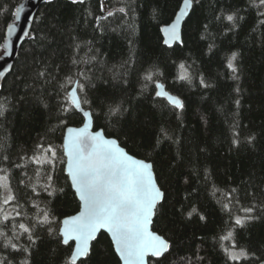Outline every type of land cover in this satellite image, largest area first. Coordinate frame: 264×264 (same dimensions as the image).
<instances>
[{"label":"trees","instance_id":"1","mask_svg":"<svg viewBox=\"0 0 264 264\" xmlns=\"http://www.w3.org/2000/svg\"><path fill=\"white\" fill-rule=\"evenodd\" d=\"M22 1L0 0V55ZM182 1L103 0V10L101 0L40 6L0 83L6 106L0 115V173L8 176L15 197L8 219H0V256L12 264L26 257L29 264H65L70 255L73 243L70 248L61 242L59 228L80 204L64 173L62 141L65 128L84 119L62 106L77 82L94 129L151 162L164 191L152 229L170 249L149 264H264V7L259 0H193L181 43L166 46L161 29ZM121 7L125 13L117 11ZM229 14L242 19L229 22ZM233 52L235 73L227 67ZM181 64L187 80L178 79ZM149 73L152 81L145 80ZM158 82L179 97L183 109L156 96ZM114 107L121 111L110 115ZM40 145L56 149L54 170L30 159L43 154ZM248 207L253 219L235 226L234 218L245 216ZM44 212L51 225L37 222ZM20 224L32 229L35 243L21 234ZM8 239L28 251L5 248ZM91 249L84 264H120L107 234L100 233ZM240 249L246 258L229 259Z\"/></svg>","mask_w":264,"mask_h":264},{"label":"snow or ice","instance_id":"2","mask_svg":"<svg viewBox=\"0 0 264 264\" xmlns=\"http://www.w3.org/2000/svg\"><path fill=\"white\" fill-rule=\"evenodd\" d=\"M48 2L50 3L51 0H48ZM71 2L82 4L84 0H71ZM251 2L255 4L256 0H251ZM192 4L193 0H183V6L177 14L176 20L171 25L161 29L167 36L164 44L171 46L173 41L179 40L178 27L180 20L188 14ZM103 6V0H101L102 10ZM259 6L264 7V0H259ZM19 11L18 8L17 18H19ZM117 11L125 13L126 9L121 7ZM112 15H114V12L107 13V16ZM99 19L101 17H97V20ZM225 19L229 22H235L237 19H242V17L229 14ZM236 59L237 53L233 52L227 63V67L234 73L237 71L234 64ZM179 67L182 71L178 79H189L185 66L181 64ZM0 75H3V73L0 72ZM39 75L43 76L44 73L41 72ZM152 79L151 73L145 76L146 81H152ZM201 83L203 84V80H201ZM83 87V85H80L81 91ZM156 87L162 89V85L157 84ZM156 96H167L169 102L177 109H183L184 107L180 99L170 96L164 91H157ZM83 103H88V101L83 100L78 95L77 90L73 88L68 93L67 103L62 106L63 112L78 111L82 113L84 119L83 127L67 129L68 136L64 143L65 154L68 157L67 173L72 186L76 189L82 201V211L76 216L65 219L63 227L59 230V234L62 236L61 242L64 245L71 248L70 242L75 241V246L71 248L65 264H84V261L91 255V242L97 239V233L101 229H106L112 234L116 252L124 264H146V256L151 254V256L160 257L168 252L170 248L167 240L149 231V224L155 214L156 206L164 197V193L157 187L153 174V164L145 162V160L135 159L119 147L115 139H106L101 131H89L93 113L84 111L82 108ZM236 103L239 105V100ZM5 107L4 103H0V115H3ZM120 111L119 107L110 108L109 114L115 115ZM252 139L253 137H249V141ZM233 143L238 144L239 139H234ZM39 148L47 158L41 160L36 156L30 159L37 164L47 165L54 170L55 163L59 159L56 149L52 145L47 148L40 145ZM6 179V175L0 177V181ZM52 179L53 177L49 175L48 180L52 181ZM2 186L0 184V187ZM45 191H47V187ZM14 199L13 195H9L3 203L8 204ZM242 211L246 215L235 217V226H243L248 220L253 219V217L247 215L253 212L252 207L243 208ZM3 219L7 220L8 217L4 216ZM37 222L41 225H51L52 220L49 214L44 212ZM19 229L21 234H28L30 243H35L31 228L20 224ZM49 231H51V228H49ZM0 235H3V233L0 232ZM231 236L232 233L229 232L228 236L222 239H228ZM4 247L16 250L18 254L28 251V249H21L11 239H8ZM225 251L228 252V249H225ZM247 255L248 253L244 249H240L239 253L230 252L229 259L239 261L241 258H246ZM0 264H12V261L8 256H0ZM18 264H29V261L26 257Z\"/></svg>","mask_w":264,"mask_h":264},{"label":"water","instance_id":"3","mask_svg":"<svg viewBox=\"0 0 264 264\" xmlns=\"http://www.w3.org/2000/svg\"><path fill=\"white\" fill-rule=\"evenodd\" d=\"M47 1L48 0H23L19 4V6L17 7V9L18 8L20 9V11L18 13L19 18H17V9H16L14 21L7 26L6 32H5V41H4V45H3V53L0 55V72L3 73V75H0V83L4 80V78L7 76V74H9L10 71L12 70V67L14 65V62H15L17 56H18L19 50H20L23 42L29 36L32 22H33L35 16L37 15V12H38L40 6L43 5V4H45ZM84 1H88V0H84ZM182 6H183V1H182L181 5H180L179 10L176 13L174 19L169 24L163 26L162 28H165V27L171 25L176 20L177 14L180 12ZM191 8L188 10V14L186 16L182 17L181 20H180V24H179V27H178L179 40L173 41L172 44H171V46H173L175 44H180L181 43V41H182L183 24H184L185 19L189 15V13L191 11ZM9 26H10V30H9ZM161 34H162L163 42H164V40L167 38V36H166V34L163 31H161ZM166 46H169V45H166ZM157 84L162 85V89L161 88H157V91H164V92L168 93V95L174 96V97H176V98L179 99V97H177L176 95H174V94L170 93L169 91H167L166 88H165V86L161 82H158ZM73 88H75L77 90V82H75V84L71 88V90ZM71 90L69 91V93L71 92ZM159 97L165 98L169 102L167 96H159ZM83 110L84 111H89V110H86L84 108H83ZM83 125H84V121H83V123L80 126H67L65 128V131H64V136H63V141H62V151H63V154L65 156L64 173L68 177L70 186H71V188H72V190H73V192H74V194H75V196H76V198H77L80 206H79V210L75 214H72V215H69V216H66V217L62 218L59 230L63 227V221L65 219L70 218L72 216H76V215H78L82 211V201L80 200L79 194L76 192V189L72 186L71 179H70V177L68 176V173H67V161H68V157L65 154L64 143H65V140H66V138L68 136V132H67V129L68 128H81V127H83ZM89 131H92V132L101 131L106 139H115V138L107 137L104 134V132H103L102 129L95 130L94 129V125H93V119H92V124H91V127H90ZM115 140L117 141L118 146L121 147V148H123L119 144L118 140L117 139H115ZM123 149L127 152V150L125 148H123ZM127 153L129 155H131L129 152H127ZM131 156H133V155H131ZM133 157L135 159L144 160V159H141V158H138V157H135V156H133ZM145 162L151 163V162L146 161V160H145ZM153 174H154V177L156 179V175H155L154 169H153ZM156 184H157V187H159V185L157 183V180H156ZM160 190H161V188H160ZM161 191L164 193L163 190H161ZM163 199H164V197H163ZM163 199L157 204L156 209H157L158 205L163 201ZM155 213H156V210H155ZM154 217H155V214L153 215V217L151 219V223L149 224V231L152 232V233H155L156 235H158L160 237H162L161 235H159L157 232H155L152 229V224H153ZM102 232L105 233V234H107L108 237L110 238V240L112 242V245H113V249H114L117 257L120 260V264H124V262L120 259L118 253L116 252L115 243H114V241L112 239V234L109 233L106 229H101L97 233V237ZM61 238H62V236H61ZM162 238L165 239L164 237H162ZM93 242L94 241L91 242V246H92V243ZM72 243H73V248H74L75 241H72ZM164 255H162L160 257H154V256H151V254H149L148 256L145 257L146 264H149V259L150 258L159 259V258H162Z\"/></svg>","mask_w":264,"mask_h":264},{"label":"rangeland","instance_id":"4","mask_svg":"<svg viewBox=\"0 0 264 264\" xmlns=\"http://www.w3.org/2000/svg\"><path fill=\"white\" fill-rule=\"evenodd\" d=\"M38 157L41 160L47 158L44 153L39 155ZM5 175L6 174L0 173V177H3ZM0 184L3 185L2 187H0L1 192H2V200H1V203H0V219H1L4 216H9L10 213H11V207H10L11 201L8 204H4L3 201H4V199H7V197L9 195H12V190H11V187H10V184H9L8 176H7L6 180L0 181ZM231 252H233V251H231ZM236 253H239V252H236Z\"/></svg>","mask_w":264,"mask_h":264}]
</instances>
